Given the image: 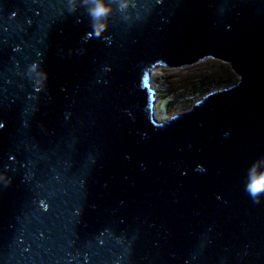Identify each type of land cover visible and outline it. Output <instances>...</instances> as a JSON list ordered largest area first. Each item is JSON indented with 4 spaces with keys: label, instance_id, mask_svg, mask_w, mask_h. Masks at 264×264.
Wrapping results in <instances>:
<instances>
[{
    "label": "water",
    "instance_id": "95a60500",
    "mask_svg": "<svg viewBox=\"0 0 264 264\" xmlns=\"http://www.w3.org/2000/svg\"><path fill=\"white\" fill-rule=\"evenodd\" d=\"M207 59L237 82L156 121L150 72ZM261 157L264 0H132L101 37L0 0V264H264Z\"/></svg>",
    "mask_w": 264,
    "mask_h": 264
},
{
    "label": "rangeland",
    "instance_id": "374dc122",
    "mask_svg": "<svg viewBox=\"0 0 264 264\" xmlns=\"http://www.w3.org/2000/svg\"><path fill=\"white\" fill-rule=\"evenodd\" d=\"M161 71L152 82L157 88L155 104L164 119L188 110L205 94L237 82L228 64L215 59L185 68H162Z\"/></svg>",
    "mask_w": 264,
    "mask_h": 264
},
{
    "label": "clouds",
    "instance_id": "9594fccd",
    "mask_svg": "<svg viewBox=\"0 0 264 264\" xmlns=\"http://www.w3.org/2000/svg\"><path fill=\"white\" fill-rule=\"evenodd\" d=\"M115 5V7H113ZM132 5V0H67V11L69 14L76 13L83 8L88 16L93 33L96 37H101L108 29V21L114 12L122 15L127 13ZM29 75L32 73H40L39 65L33 64L28 69ZM46 78V74H42ZM227 133L225 137H227ZM264 157L255 161L247 173V182L245 184V192L255 204L261 203L264 197ZM5 182V186L11 183V180L5 175L0 177Z\"/></svg>",
    "mask_w": 264,
    "mask_h": 264
},
{
    "label": "bare ground",
    "instance_id": "6f19581e",
    "mask_svg": "<svg viewBox=\"0 0 264 264\" xmlns=\"http://www.w3.org/2000/svg\"><path fill=\"white\" fill-rule=\"evenodd\" d=\"M162 68L161 67H156L155 69H153L151 72H150V75H151V79L153 80L155 75L156 74H159L161 73L162 71ZM155 87V90H157L156 86ZM158 97V96H157ZM153 116H154V119L158 122H162L164 121L165 119L164 118H161L160 115H159V110H158V104H154V108H153Z\"/></svg>",
    "mask_w": 264,
    "mask_h": 264
},
{
    "label": "built area",
    "instance_id": "2783aa9c",
    "mask_svg": "<svg viewBox=\"0 0 264 264\" xmlns=\"http://www.w3.org/2000/svg\"><path fill=\"white\" fill-rule=\"evenodd\" d=\"M158 98V97H157Z\"/></svg>",
    "mask_w": 264,
    "mask_h": 264
}]
</instances>
